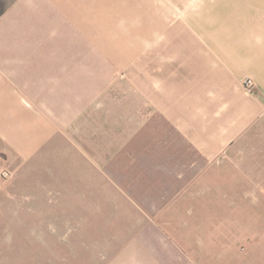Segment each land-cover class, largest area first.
<instances>
[{
	"label": "crops",
	"instance_id": "crops-1",
	"mask_svg": "<svg viewBox=\"0 0 264 264\" xmlns=\"http://www.w3.org/2000/svg\"><path fill=\"white\" fill-rule=\"evenodd\" d=\"M161 1L9 8L0 171L71 148L85 211L117 230L107 264H263L245 213L264 181V0H191L193 27Z\"/></svg>",
	"mask_w": 264,
	"mask_h": 264
},
{
	"label": "rangeland",
	"instance_id": "rangeland-1",
	"mask_svg": "<svg viewBox=\"0 0 264 264\" xmlns=\"http://www.w3.org/2000/svg\"><path fill=\"white\" fill-rule=\"evenodd\" d=\"M15 2L0 0V18ZM161 2L173 17L177 11L189 12L185 21L195 25L191 0ZM83 3L71 0V11L79 10L85 16ZM135 33L140 32H123L125 44L148 42L143 32ZM4 172L8 176H3ZM79 178L71 175V148L57 149L50 144L28 163L13 160L0 171V264H107L101 252L113 246L117 230L100 228V213L85 211L83 181ZM252 183V212L246 211L245 216L252 222L253 237H264V181ZM101 215L111 221L109 213ZM261 243L252 241V248L262 251L260 262L264 264Z\"/></svg>",
	"mask_w": 264,
	"mask_h": 264
},
{
	"label": "built area",
	"instance_id": "built-area-1",
	"mask_svg": "<svg viewBox=\"0 0 264 264\" xmlns=\"http://www.w3.org/2000/svg\"><path fill=\"white\" fill-rule=\"evenodd\" d=\"M247 86H248V88L251 89V88L253 87V83H252V81L249 80V81L247 82ZM3 176H5V177L8 176V173H7V172H4V173H3Z\"/></svg>",
	"mask_w": 264,
	"mask_h": 264
}]
</instances>
